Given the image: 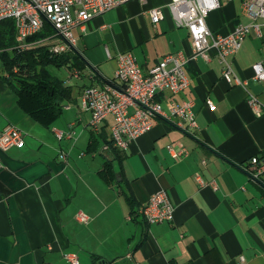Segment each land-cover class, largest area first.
<instances>
[{
  "label": "crops",
  "instance_id": "1",
  "mask_svg": "<svg viewBox=\"0 0 264 264\" xmlns=\"http://www.w3.org/2000/svg\"><path fill=\"white\" fill-rule=\"evenodd\" d=\"M219 1L206 20L213 33L227 35L249 22L240 0ZM168 2L131 0L73 29L72 53L84 68L54 67L62 69L56 77L70 94L48 127L18 107L0 57V131L12 124L24 134L23 146L0 151V264H72L68 254L78 264H264V185L244 170L250 158L264 159V113L256 116L247 103L250 94L264 104V81L252 70L264 64V33H251L229 59L246 82L230 85L213 50L208 60L194 56L188 31L174 25ZM158 7L164 17L153 25L147 12ZM126 52L143 73L167 55L186 57L188 88L158 99L164 107L192 102L196 129L185 132L156 118L125 150L104 148L112 118L92 131L80 94L88 86L117 85V55ZM169 146L187 154L175 157ZM107 163L110 182L100 176ZM196 172L217 188L199 187ZM160 190L174 206L173 218L148 224L139 209ZM77 212L89 217L86 224L74 219Z\"/></svg>",
  "mask_w": 264,
  "mask_h": 264
},
{
  "label": "built area",
  "instance_id": "2",
  "mask_svg": "<svg viewBox=\"0 0 264 264\" xmlns=\"http://www.w3.org/2000/svg\"><path fill=\"white\" fill-rule=\"evenodd\" d=\"M129 1L131 0H0V21H13L19 50L45 47L49 54L58 56L76 49L74 28L82 27L90 19ZM240 2L241 14L249 22H239L227 35L213 33L206 22L209 14L220 7L219 0H169L165 5L174 25L187 29L194 56L208 60L209 50H213L222 64L221 77L228 84L236 86H244L246 82L235 75L229 59L238 52L251 33L258 38L264 33V0ZM147 14L153 25L164 17L162 7L150 9ZM47 30L49 33L43 37L27 42L28 38ZM186 63L187 59L181 53L167 55L147 73H143L132 53L118 54L114 73L118 84L88 86L80 94V107L90 114L92 131H98L104 120L111 117L110 146L125 150L130 142L152 128L156 118L172 122L185 132L196 129L192 102L171 103L164 107L158 99L161 93L177 95L188 88L190 80L185 71ZM252 70L255 80L264 81V64L255 63ZM247 103L256 116L264 113V104L253 95H248ZM207 106L210 111L215 110L210 102H207ZM55 135L61 137L62 133L56 131ZM23 144L24 134L18 127L9 124L0 131V151L19 148ZM104 148H109V145ZM168 150L175 157L187 154L184 149L176 151L172 146ZM204 163L203 161L202 164ZM244 170L251 181L264 182V159L257 156L250 158ZM193 179L199 187L217 188L215 181H206L199 172L193 174ZM139 213L148 224L168 222L173 218L174 206L167 192L160 190L150 195L140 207ZM74 219L86 224L89 217L77 212ZM64 257L70 263L78 264L74 255ZM240 260L243 261L244 258L241 256Z\"/></svg>",
  "mask_w": 264,
  "mask_h": 264
},
{
  "label": "trees",
  "instance_id": "3",
  "mask_svg": "<svg viewBox=\"0 0 264 264\" xmlns=\"http://www.w3.org/2000/svg\"><path fill=\"white\" fill-rule=\"evenodd\" d=\"M15 33L12 20L0 21V57L4 67L3 78L16 95L21 111L34 121L48 127L60 116L63 102L70 94L64 81L52 75L48 71V66L60 68L63 65H69L68 68L73 67L74 71L80 72L84 68V62L78 54L72 52L53 56L45 47L21 51L17 48ZM46 33L49 31L28 38L27 42L37 40ZM108 145L113 148L110 143ZM100 176L106 182L113 180L109 163L104 166ZM261 184L264 185V182ZM127 200L132 207L131 198L127 197Z\"/></svg>",
  "mask_w": 264,
  "mask_h": 264
},
{
  "label": "rangeland",
  "instance_id": "4",
  "mask_svg": "<svg viewBox=\"0 0 264 264\" xmlns=\"http://www.w3.org/2000/svg\"><path fill=\"white\" fill-rule=\"evenodd\" d=\"M48 71L52 74V75H55L57 77H62L63 75V71L62 69L58 70V69H55L54 66H48Z\"/></svg>",
  "mask_w": 264,
  "mask_h": 264
},
{
  "label": "water",
  "instance_id": "5",
  "mask_svg": "<svg viewBox=\"0 0 264 264\" xmlns=\"http://www.w3.org/2000/svg\"><path fill=\"white\" fill-rule=\"evenodd\" d=\"M100 264H102V263H100Z\"/></svg>",
  "mask_w": 264,
  "mask_h": 264
}]
</instances>
